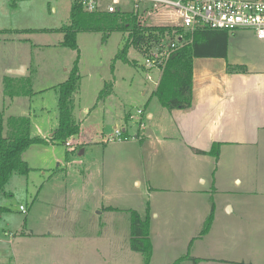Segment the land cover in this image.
<instances>
[{
    "label": "rangeland",
    "instance_id": "obj_1",
    "mask_svg": "<svg viewBox=\"0 0 264 264\" xmlns=\"http://www.w3.org/2000/svg\"><path fill=\"white\" fill-rule=\"evenodd\" d=\"M72 2L0 0V112L5 120L27 115L32 136L52 137L59 124L56 87L68 78L78 53L81 74L74 95L81 130L67 141L71 146L33 144L23 153L30 172H13L0 194V239L5 240L0 242V264H143V255L130 246L131 209L150 215L155 245L150 264H173L187 253L191 239L196 245L190 253L203 256V264H264V165L242 160L243 154H256V148H224L219 164L214 156L208 161L187 159L180 175L198 167L202 190H180L172 164L177 154L185 156L180 138L160 143L154 138L147 149L140 147L143 131L176 135L172 109L153 93L161 69L146 68L144 47L136 45L127 53L130 63L114 60L128 32L115 31L104 39L103 32L82 31L78 49L63 46L60 28L70 22ZM148 5L140 2L135 8L134 1L118 2L121 11L137 13L146 25L179 26L172 8L144 13ZM251 33H230L226 66L264 70V48L246 40ZM23 65L34 94L9 98L4 77ZM110 81L113 92L98 101ZM130 114L135 118L129 120ZM116 128L128 131V141H107ZM164 186L171 190H152ZM213 202L211 230L200 236L203 223L196 224L197 218L199 213L206 217Z\"/></svg>",
    "mask_w": 264,
    "mask_h": 264
},
{
    "label": "trees",
    "instance_id": "obj_2",
    "mask_svg": "<svg viewBox=\"0 0 264 264\" xmlns=\"http://www.w3.org/2000/svg\"><path fill=\"white\" fill-rule=\"evenodd\" d=\"M64 32L63 46L78 49L77 35L82 31L103 32L106 39L115 31L128 32V39L123 48L116 54L114 60L122 59L130 63L128 58L129 48L133 45L144 47L146 52L149 47L159 43L163 37L173 36V31L183 32L181 26L170 25H146L135 12L99 11L88 12L73 0L70 11V22L60 28ZM229 30L211 29L199 27L191 33H186L187 43L175 50L161 67V74L157 87L154 90L162 104L168 109H186L191 107L193 100V75L194 59L196 57H227ZM80 54L78 53L70 70L68 78L56 88L58 91L59 124L52 137L32 136L31 120L27 115H13L5 120L0 112V194L4 190L13 172L21 174L30 172V166L23 159V153L33 144L41 143H65L79 134L81 124L75 117L74 95L81 81ZM241 69V70H240ZM229 72L246 71L242 66L229 67ZM113 90V81L106 82L99 93L98 101H103ZM4 93L9 98L17 96H32V79L28 76L6 75L4 77ZM6 121V122H5ZM129 134L123 131L122 140H127ZM221 143L214 142L211 149L198 151L203 154H211L216 158L220 155ZM114 210L116 207H107ZM4 208L0 205V213ZM215 205L206 217L200 236L207 234L214 222ZM130 246L131 249L143 255V264H150L153 256V243L150 238V215H142L138 210H130ZM193 239L189 244V250L176 259L173 264H183L186 260H192L194 264L202 261L200 257L191 256L190 249Z\"/></svg>",
    "mask_w": 264,
    "mask_h": 264
},
{
    "label": "crops",
    "instance_id": "obj_3",
    "mask_svg": "<svg viewBox=\"0 0 264 264\" xmlns=\"http://www.w3.org/2000/svg\"><path fill=\"white\" fill-rule=\"evenodd\" d=\"M246 40L264 48V39L257 38L253 31L246 36ZM226 58L196 57L194 59L192 105L186 109H172L170 113L176 135L153 136L143 131L140 138L143 141L140 146L143 150L148 148L147 143L154 138L159 143L167 138L173 139L175 136L180 138V147L184 149L185 156L181 159L177 154L172 164L175 175H177L178 188L185 192L202 190L197 183L202 179L203 173L197 167L193 173L188 171L186 176L180 175L183 162H186L187 159L194 162L204 159L208 161L209 157L213 155L198 151L208 152L214 142L221 143L220 155L217 158L218 164L222 161L224 148L237 147L239 150L243 149L242 151L256 148V154L252 151L247 155L241 153V155L243 154L242 160L245 163L264 165V70L259 72H229L228 64L226 66ZM27 69L26 67V72ZM149 117L153 118L154 114L150 113ZM82 150L84 152V149ZM192 168L190 165L191 171H193ZM159 188L171 190V187L167 186L152 187V190ZM232 211H234V207ZM203 216V213H199L196 224H204L208 215ZM1 241L5 240L0 239ZM195 243L196 241L194 242L193 239L191 247L193 245L195 247ZM199 248L201 246L196 249ZM154 250L155 245L153 243V255L155 254ZM191 256L193 255L191 254ZM194 257L202 258L199 264H203L206 260L199 253H195Z\"/></svg>",
    "mask_w": 264,
    "mask_h": 264
},
{
    "label": "built area",
    "instance_id": "obj_4",
    "mask_svg": "<svg viewBox=\"0 0 264 264\" xmlns=\"http://www.w3.org/2000/svg\"><path fill=\"white\" fill-rule=\"evenodd\" d=\"M88 12L121 10L120 0H74ZM135 2V8L140 2L149 3L145 9L172 8L178 18V25L183 32L173 31V36L166 34L161 41L145 53V67L161 69L171 54L187 43L186 33H191L199 27L236 31L240 29L252 30L257 38L264 39V0H129ZM142 21V20H141ZM168 25V24H166ZM175 26V25H173ZM149 78L151 76L149 75ZM138 113L144 114L139 108ZM135 116L130 114L129 119ZM124 130L116 128L107 141L121 139ZM71 146V142H66ZM74 149V148H72ZM21 209L24 210L22 206ZM15 239V237L13 238Z\"/></svg>",
    "mask_w": 264,
    "mask_h": 264
},
{
    "label": "water",
    "instance_id": "obj_5",
    "mask_svg": "<svg viewBox=\"0 0 264 264\" xmlns=\"http://www.w3.org/2000/svg\"><path fill=\"white\" fill-rule=\"evenodd\" d=\"M8 72H9V75L24 76L26 75V67L22 66L21 68H17V69H10ZM82 152L83 150L81 151V153Z\"/></svg>",
    "mask_w": 264,
    "mask_h": 264
}]
</instances>
